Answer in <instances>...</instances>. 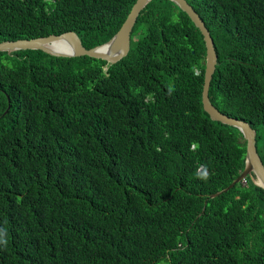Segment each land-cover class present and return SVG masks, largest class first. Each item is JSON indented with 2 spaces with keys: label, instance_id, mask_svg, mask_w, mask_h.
I'll return each instance as SVG.
<instances>
[{
  "label": "trees",
  "instance_id": "16d2710c",
  "mask_svg": "<svg viewBox=\"0 0 264 264\" xmlns=\"http://www.w3.org/2000/svg\"><path fill=\"white\" fill-rule=\"evenodd\" d=\"M134 2L0 0V40L74 30L91 48ZM186 2L219 57L208 97L250 122L264 164V0ZM204 69L170 0L142 8L113 65L1 51L0 264H264V189L208 197L242 173L246 142L203 110Z\"/></svg>",
  "mask_w": 264,
  "mask_h": 264
},
{
  "label": "water",
  "instance_id": "95a60500",
  "mask_svg": "<svg viewBox=\"0 0 264 264\" xmlns=\"http://www.w3.org/2000/svg\"><path fill=\"white\" fill-rule=\"evenodd\" d=\"M150 0H135L128 12L125 20L122 21L119 28L110 38L102 43L85 48L78 33L74 30H66L60 33H50L47 35L3 39L0 40V52H13L16 50H42L52 56L58 57H78L88 56L95 59H101L108 65L117 63L122 58H125L130 50L131 31L136 22V19L144 6ZM182 12H184L194 26L202 35L205 46V69L203 74V86L201 93V103L203 110L210 115L214 121H219L223 124L238 127L243 139L245 140V161L242 173L235 178L231 184L224 189L208 195L210 198H215L222 193L228 192L237 184L246 183L249 178L251 182L264 189V164L257 152L256 147V130L250 122L230 116L215 105L212 104L208 93H210L211 82L220 65L216 45L210 30L204 24L195 9L190 6L186 0H170ZM52 41H58L61 48L57 49L51 45ZM9 108V106L7 107ZM8 110V109H7ZM5 110V112L7 111Z\"/></svg>",
  "mask_w": 264,
  "mask_h": 264
},
{
  "label": "bare ground",
  "instance_id": "6f19581e",
  "mask_svg": "<svg viewBox=\"0 0 264 264\" xmlns=\"http://www.w3.org/2000/svg\"><path fill=\"white\" fill-rule=\"evenodd\" d=\"M51 45L54 46V48H57V49L61 48V45H60V43L58 41H52Z\"/></svg>",
  "mask_w": 264,
  "mask_h": 264
},
{
  "label": "flooded vegetation",
  "instance_id": "af4514ba",
  "mask_svg": "<svg viewBox=\"0 0 264 264\" xmlns=\"http://www.w3.org/2000/svg\"><path fill=\"white\" fill-rule=\"evenodd\" d=\"M196 74H198V73H196Z\"/></svg>",
  "mask_w": 264,
  "mask_h": 264
},
{
  "label": "rangeland",
  "instance_id": "374dc122",
  "mask_svg": "<svg viewBox=\"0 0 264 264\" xmlns=\"http://www.w3.org/2000/svg\"><path fill=\"white\" fill-rule=\"evenodd\" d=\"M160 264H162V263H160Z\"/></svg>",
  "mask_w": 264,
  "mask_h": 264
},
{
  "label": "clouds",
  "instance_id": "9594fccd",
  "mask_svg": "<svg viewBox=\"0 0 264 264\" xmlns=\"http://www.w3.org/2000/svg\"><path fill=\"white\" fill-rule=\"evenodd\" d=\"M204 74V73H203Z\"/></svg>",
  "mask_w": 264,
  "mask_h": 264
}]
</instances>
